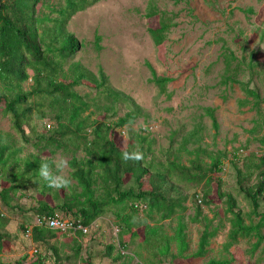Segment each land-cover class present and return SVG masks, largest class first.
Listing matches in <instances>:
<instances>
[{
	"label": "trees",
	"instance_id": "1",
	"mask_svg": "<svg viewBox=\"0 0 264 264\" xmlns=\"http://www.w3.org/2000/svg\"><path fill=\"white\" fill-rule=\"evenodd\" d=\"M99 1L65 0L64 6L52 8L47 5L51 8L50 14L38 17V5L46 6L44 0H0L2 112L10 118L17 136L26 142L34 111L41 119L47 118V114H53L57 123L56 127L47 125L46 134L36 135L33 143L36 152L30 156L22 157L23 149L0 140V177L3 178L0 190V254L4 251L6 242H14L13 235L3 232L10 224L6 212H15L21 208L18 194L22 198L25 192H33L38 198L36 207L32 210L35 219L21 227L24 228L25 236L26 231L32 229L31 236L26 237L34 244L37 251L34 255L38 254L28 264H46L49 261H53V264H66L70 260L80 264H93L91 257H81L85 238L92 237L93 225L109 212L117 219L116 225H113L118 229L117 254L113 255L114 245L109 246L106 253L114 262L130 264L133 258H142V251L149 254V258L144 259L146 264L203 259L208 255L211 240L217 237L219 229L211 230V221L205 218L204 221L210 223L205 225L197 251L189 255L190 245L185 223L188 198L182 193L196 189L193 197L199 205L195 216L190 220L199 222L203 208L211 205L208 189L216 179L215 176L222 171L221 159L215 158L207 166H204L199 157L190 160L189 165L174 161L163 164L154 159L148 161L146 154L138 155L117 142L123 128H132L137 118L136 112L130 111L114 122H109L108 118L105 121L92 120L86 115L91 109L90 102L76 91L81 86L96 90L98 95L110 103L106 115L122 101L123 95L110 86L102 69L96 75L81 63L74 62L82 45L68 31V23L78 12ZM172 1L176 4L188 3V0ZM51 14L56 16L52 17ZM145 17L159 18V26L148 29L155 47L159 49L176 26V16L161 11L155 0H148ZM101 40L97 35L95 43L98 51L102 49ZM223 59L226 71L223 84L241 86L247 96L243 103H251V110H257L264 99L238 79L241 69L240 65H234L237 61L234 53L224 51ZM152 75L151 82L165 93L166 86L172 79L159 77L154 71ZM30 79L33 85L25 90L23 85ZM249 99L252 101L249 102ZM44 107L50 108V113H46ZM205 111L212 120L214 129L218 131L215 110L209 108ZM140 131L143 134L151 132L147 127H141ZM139 138L143 143L147 141L145 137ZM190 143L197 144V149L200 148L197 131L184 139V150H187ZM58 152L71 157L70 176L76 182L77 191L69 193L63 186H54L55 178L49 173V163L46 161L49 159L43 158L48 156L46 153L53 156ZM192 152L198 156V151ZM80 153L84 155L79 156ZM242 162L246 170L238 169L240 193L252 207L251 216L259 217V221L255 223L251 218L250 223L246 224L242 212L237 210L235 198L227 196L228 213L232 215L227 250L239 239H256L255 249L264 243V212H259L264 206V154H252ZM253 178L257 182L249 185ZM221 197L225 198L226 195L222 194ZM48 198L56 202V205L50 204ZM57 214L64 219L81 221L86 227H90V231L86 234L72 231L61 233L46 227H33L38 218L54 217ZM167 222H174L176 225L168 230L165 225ZM67 236L72 238H66ZM61 237L66 239V243L61 242ZM137 240H140L137 245L140 252L132 256L127 254L125 251L135 245ZM15 264L25 262L18 261ZM206 264H231V261L211 260Z\"/></svg>",
	"mask_w": 264,
	"mask_h": 264
},
{
	"label": "rangeland",
	"instance_id": "2",
	"mask_svg": "<svg viewBox=\"0 0 264 264\" xmlns=\"http://www.w3.org/2000/svg\"><path fill=\"white\" fill-rule=\"evenodd\" d=\"M44 1L46 6L38 5V17L50 14L51 8L47 5L52 8L65 5V0ZM155 2L161 11L174 14L177 23L159 49L148 32L149 28L159 26V18L145 17L148 0H100L70 20L67 29L82 45L74 62L81 63L96 75L102 69L110 86L123 97L115 109L106 115L110 103L96 90L81 86L76 91L90 102L91 109L86 115L92 120L105 121L108 118L109 122H114L130 111L136 112L137 118L132 128L125 127L118 131L120 136L117 142L138 155L146 154L148 161L154 159L163 164L174 161L189 165L190 160L199 157L207 166L213 159H221L222 171L215 176L208 189L211 205L203 208L199 222L190 220L199 205L193 197L196 189L182 193L188 198L185 214L190 245L188 254L193 255L198 249L205 225L210 223L204 221L205 218L211 221V230L219 229L218 235L211 240L205 258L178 259L171 264H206L211 260H228L231 264H264V243L255 249L254 238L239 239L227 250L232 219L228 213L227 196L235 198L237 210L242 212L246 224L250 223L251 218L255 223L259 221V217L251 216L252 207L240 193L238 169L246 170L242 161L250 155L264 154V103L257 110H251V103H243L247 96L241 86L223 84L226 75L223 52L229 50L237 58L234 65H240L238 79L264 99V0H188V3L178 4L172 0ZM97 35L102 38L100 51L96 49ZM153 71L159 77L172 79L165 93L151 82ZM32 85L30 79L23 88L29 90ZM209 108L215 110L218 131L206 114L205 110ZM43 110L50 113L48 107ZM47 125L56 127L53 114L41 119L34 111L26 142L17 136L10 118L4 115L0 106V140L23 149L22 157L36 152L33 145L36 135L46 134ZM141 127H147L151 132L143 134ZM193 131L198 132L200 148L190 143L184 150L182 143ZM139 136L147 141L143 143ZM192 151H198V156ZM46 155L43 160L49 159L46 161L49 163V173L54 175L55 188L63 186L69 193L77 191L76 182L70 176L71 157L63 152ZM2 180L0 177V190ZM256 182L253 178L249 185ZM222 194L226 197L222 198ZM18 197L21 208L6 212L10 224L3 232L13 235L14 242H6L0 254V262L5 264L18 261L28 264L38 257L33 253L34 244L21 228L35 219L32 210L38 198L33 192H25L22 198L18 194ZM47 201L56 205L49 198ZM259 212H264V206ZM116 223L117 219L111 212L98 219L93 225L92 237L85 238L81 257H91L93 264H122V261L114 262L106 255L107 248L113 245V255L117 254L118 237L113 227ZM165 225L169 230L176 223L167 222ZM262 232L264 234V229ZM65 241L61 237V242ZM139 243L140 240H137L125 252L131 256L140 252L137 247ZM142 253L143 259L135 257L130 264H146L144 259L149 258V254ZM46 264H53V261ZM66 264L80 263L70 260Z\"/></svg>",
	"mask_w": 264,
	"mask_h": 264
},
{
	"label": "built area",
	"instance_id": "3",
	"mask_svg": "<svg viewBox=\"0 0 264 264\" xmlns=\"http://www.w3.org/2000/svg\"><path fill=\"white\" fill-rule=\"evenodd\" d=\"M33 227H46L55 231H59L61 233H66L72 231L73 233L82 232L84 234L90 231V227H86L81 221H74L69 219H64L60 215H56L54 217H41L35 221ZM115 233L117 235L118 229L114 227ZM32 234V229L29 228L26 231V236L30 237ZM35 250V249H34ZM37 251L35 250L33 253L35 254Z\"/></svg>",
	"mask_w": 264,
	"mask_h": 264
}]
</instances>
